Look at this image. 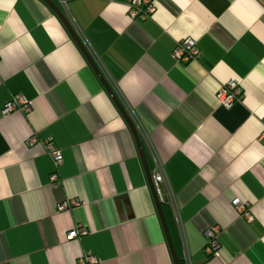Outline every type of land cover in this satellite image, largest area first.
Wrapping results in <instances>:
<instances>
[{
  "label": "crops",
  "instance_id": "obj_1",
  "mask_svg": "<svg viewBox=\"0 0 264 264\" xmlns=\"http://www.w3.org/2000/svg\"><path fill=\"white\" fill-rule=\"evenodd\" d=\"M127 2L66 0L59 9L138 121L150 172L149 148L162 164L190 263L264 264V0H153L143 21L128 20ZM184 40L196 43L197 61L172 57ZM230 80L243 96L226 110L216 92ZM14 96L29 109L0 114V264H78L87 255L174 264L126 121L41 0H0V111ZM45 144L60 151L58 167ZM64 201L77 205L59 212ZM161 214L183 259L168 203ZM78 227L86 235L67 242ZM212 228L218 256L206 251Z\"/></svg>",
  "mask_w": 264,
  "mask_h": 264
},
{
  "label": "built area",
  "instance_id": "obj_2",
  "mask_svg": "<svg viewBox=\"0 0 264 264\" xmlns=\"http://www.w3.org/2000/svg\"><path fill=\"white\" fill-rule=\"evenodd\" d=\"M57 3L59 7L62 10H65L66 8V0H57ZM128 11L126 14V17L130 21H136V20H146L151 16V14L154 12V6H153V0H128L127 2ZM74 31L79 38L81 44L85 48L86 52L92 59L93 63L95 64L96 68L99 70L103 78L109 85L113 88L114 92L117 94V92L114 89V85L112 84L111 80L109 79L108 75L106 74L105 70L103 69L101 63L99 62L97 56L94 54L93 50L85 40V38L82 36L81 32L75 27ZM172 57L180 63L188 64L190 62H195L199 58L200 52L195 42L191 40H184L180 41L176 44L174 50L172 51ZM243 96L242 88L238 82H235L233 80L228 81L226 84H223L220 86V88L216 92V99L223 109H230L236 102L240 101ZM118 97V96H117ZM121 100L122 105L125 106L124 101L121 97H119ZM29 106L27 105L26 101L20 97V96H14L11 98L4 106L2 107L0 114L2 117H6L10 115L11 113L20 110L22 112L28 111ZM127 111V115L133 122L135 128L139 131L140 136L142 139L147 142L146 136L142 132V129L140 128V125L138 121L136 120L135 116L133 115L132 111L129 108H125ZM259 140H264V119H263V130L260 135ZM30 144L36 143L35 139L29 140ZM149 144V143H148ZM47 150V153L49 157L53 161V165L55 167H58L61 164L62 156L60 154V151L53 147L51 144H45L44 146ZM149 151L151 153V159L153 162V168L150 172L151 179L153 183L154 190L156 192V196L158 198V201L160 204L168 203L173 211V216L175 220V224L180 236V241L182 244L183 249V262L184 264H191L188 256V250H187V244L183 232L182 223L179 217V211L177 208V205L175 204V199L173 196V193L171 191V188L169 186L168 178L164 172L163 166L160 163V161L157 159L153 151L149 148ZM52 182L57 180V177L55 175L51 176ZM77 205L75 201H64L61 204L58 205L57 210L59 212H65L69 210L72 206ZM232 206L234 209L238 212L240 216H242L243 219H245L247 222L252 221V215L249 211L247 204H242L239 202V200L235 199L232 201ZM218 229L212 228L210 230H206L204 232V236L208 242V247L206 251L211 254L212 256H218ZM86 235V230L84 228H74L69 233L66 234L65 240L67 242L73 241L78 239L79 237ZM78 264H101L100 260L96 256L87 255L78 261Z\"/></svg>",
  "mask_w": 264,
  "mask_h": 264
},
{
  "label": "water",
  "instance_id": "obj_3",
  "mask_svg": "<svg viewBox=\"0 0 264 264\" xmlns=\"http://www.w3.org/2000/svg\"><path fill=\"white\" fill-rule=\"evenodd\" d=\"M44 4H46V6H48V8H50V10L57 16V18L62 22L63 26L65 27V29L68 31L69 35L71 36V38L74 40V42L76 43V45L78 46V48L80 49V51L82 52V54L84 55V57L86 58L87 62L89 63L91 69L93 70L94 74L96 75L97 79L99 80L100 84L103 86L104 90L106 91V93L109 95V97L111 98V100L114 102V104L116 105V107L118 108L120 114L122 115V117L124 118V120L126 121V124L128 126V128L130 129V132L132 133V136L134 138L135 144L137 146L140 158H141V162L143 165V169L148 181V185L150 187L152 196L154 198L158 213L161 217V221H162V225L165 231V235H166V239L168 241L169 244V248L171 250V254H172V259H173V263L174 264H179L178 260L176 259L175 253L172 249V245L170 242V238L168 235V231L166 229V225L164 220L162 219V214H161V204L158 201V198L156 196V192L154 190L153 187V183H152V179H151V174H150V169L149 166L146 162L143 150H142V144L140 142V138L138 136L137 130L133 124V122L131 121V119L129 118V116L127 115L126 111L124 110V108L121 106V104H119L118 100H117V95L114 92L113 88L109 85V83H107L105 81V79L103 78V76L101 75V73L99 72V70L96 68V66L94 65L92 59L90 58V56L88 55V53L86 52L85 48L83 47V45L81 44L79 38L77 37V35L75 34L74 30L72 29V27L70 26V24L68 23V21L66 20L65 16L62 14L61 10L59 9V7L57 6V4H55L52 0H41Z\"/></svg>",
  "mask_w": 264,
  "mask_h": 264
},
{
  "label": "trees",
  "instance_id": "obj_4",
  "mask_svg": "<svg viewBox=\"0 0 264 264\" xmlns=\"http://www.w3.org/2000/svg\"><path fill=\"white\" fill-rule=\"evenodd\" d=\"M55 4H57V2H56V0H52ZM58 7H59V5H57ZM60 8V7H59ZM167 221V220H166ZM165 221V222H166ZM166 224L167 225H169V223H168V221L166 222ZM168 227V226H167ZM169 232H170V235H171V237L173 238V236H172V233H171V230H169ZM174 248H175V253H176V256H177V253H178V247H177V245L176 244H174ZM177 260H178V262H179V264H184V262H183V259H179V258H177Z\"/></svg>",
  "mask_w": 264,
  "mask_h": 264
},
{
  "label": "bare ground",
  "instance_id": "obj_5",
  "mask_svg": "<svg viewBox=\"0 0 264 264\" xmlns=\"http://www.w3.org/2000/svg\"><path fill=\"white\" fill-rule=\"evenodd\" d=\"M17 112H20V113H22V111H20V110H17ZM137 130V129H136ZM137 132H138V136H139V138L141 137L140 136V134H139V131L137 130ZM245 220V219H244ZM246 221V220H245Z\"/></svg>",
  "mask_w": 264,
  "mask_h": 264
}]
</instances>
